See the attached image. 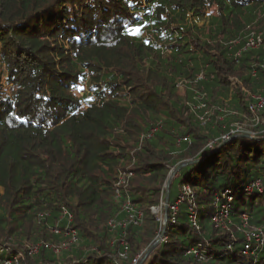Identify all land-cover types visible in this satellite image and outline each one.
Wrapping results in <instances>:
<instances>
[{
	"label": "trees",
	"instance_id": "obj_1",
	"mask_svg": "<svg viewBox=\"0 0 264 264\" xmlns=\"http://www.w3.org/2000/svg\"><path fill=\"white\" fill-rule=\"evenodd\" d=\"M213 4L217 16L206 14ZM251 32L262 42L238 53ZM231 79L264 95V0H0V261L133 264L159 232L150 207L164 201L169 171L200 159L173 177L169 203L182 184L192 195L142 264H264V243L244 255L238 230L245 214L264 232V125L246 124L256 138L207 147L229 130L216 117ZM195 92L213 113L204 124L190 107ZM238 98L247 113L248 94ZM154 125L153 137L140 138ZM186 136L190 144L177 142ZM129 172L122 198L143 221L127 228L123 259L107 222L123 217L114 189ZM224 194L229 230L211 221ZM191 198L198 229L187 216ZM67 226L78 241L61 255L23 250L62 242L54 231Z\"/></svg>",
	"mask_w": 264,
	"mask_h": 264
},
{
	"label": "built area",
	"instance_id": "obj_2",
	"mask_svg": "<svg viewBox=\"0 0 264 264\" xmlns=\"http://www.w3.org/2000/svg\"><path fill=\"white\" fill-rule=\"evenodd\" d=\"M262 42V32H251L243 46L242 49L238 53H241L244 50L256 48L259 46V44ZM198 78H201L199 76ZM231 84L233 87L239 88L241 97H245V94H248L249 101L247 103V113L242 114V118H247L250 116V122L251 123H260V114L264 111V95L261 94H252L246 92L240 85L236 84L235 80L231 79ZM201 100L202 97H199ZM200 106H203V104H200ZM245 122L243 123H236L231 126V128L225 132L222 133L219 137L209 140L207 143V147L210 149H213L214 146L221 142L225 141L228 142L231 139V136L235 133L246 131V129L243 127L245 126ZM159 129V125H154L153 127L149 128L145 133L141 135V138L143 139H149L153 137L155 132ZM252 132V131H251ZM254 133V132H253ZM178 143L186 142L187 144H190L191 140L189 137H182L177 140ZM131 175V172L125 174L119 173L117 176V180L115 182V189H114V200L119 203V211L123 214V217L121 218H112L109 219L107 222V229L110 232H118V240L121 247V252L119 253V256L121 258H126L127 253L129 250V245L126 240V230L129 226H140L143 221V212L138 209L129 198H122V188L126 184V178ZM259 182L255 183V186L257 187ZM192 191L189 185L182 184L177 189V195L175 200L172 203H168L167 205V223H174L176 219V215L178 212L179 206L185 202V200L188 197H191ZM225 200L219 205L218 199H215V205H217V211L214 213L212 217V223L215 228L222 229V230H229V209H230V203L232 201V197L228 195H223ZM190 204L187 208V216L191 223V225L198 229V223L195 211L193 209L194 202H192V198L189 200ZM163 201H160L158 205H153L150 207V212L153 214V217H155V220L159 223V232L156 235V238L160 235V230L162 229V225L164 223V215H163ZM62 216H67L68 221L71 220V215L68 214L65 210L62 212ZM241 220L243 221V224L240 228H238L239 231L243 233V241H242V253L244 255L253 252L252 249V242H254L256 245H262L264 243V232L261 228L258 227H248L246 225V215H241ZM59 229H56L54 232L57 233ZM118 230V231H117ZM60 231V230H59ZM61 234V233H60ZM63 240L60 243H53L48 241H38V242H29L25 245V253L27 256H34L38 254L42 249L50 252H61L62 249H68L70 246L75 244L78 241V234L77 230L71 226H67L63 232ZM165 236L163 235L160 238V241L165 240ZM159 241V242H160ZM115 241H111L110 245L113 246ZM191 253H196L195 250H191ZM21 256V254H20ZM142 257V253L138 254L136 258L133 260V264L137 263V260ZM0 263L8 264L10 261H0Z\"/></svg>",
	"mask_w": 264,
	"mask_h": 264
},
{
	"label": "rangeland",
	"instance_id": "obj_3",
	"mask_svg": "<svg viewBox=\"0 0 264 264\" xmlns=\"http://www.w3.org/2000/svg\"><path fill=\"white\" fill-rule=\"evenodd\" d=\"M206 14L207 15H213V16H217L218 14H217V11H216V6L213 4L207 11H206ZM196 21H197V23H198V25L199 26H201L202 24H203V20L202 19H196ZM248 36H249V34L247 35V37H246V40H247V38H248ZM246 42V41H245ZM79 89H81V87L79 88ZM236 91V92H235ZM181 92L183 93V89L181 90ZM238 92H240V90H239V88H237L236 89V87H233L232 88V90L230 91H228V94H227V98L224 100L225 101V107L226 108H224V109H217V108H215V109H217V112H218V116L216 117V119H217V121L218 122H223V123H226V124H229L230 125V127H229V129L231 128V126L233 125V124H236V123H240V122H238V115H235V114H239V117L242 115V114H240L239 112H238V110H237V107H236V105H235V102H237V101H239V98L238 97H241L240 96V94L238 93ZM254 94H259V93H254ZM246 95V94H245ZM262 95V94H261ZM196 99H194V98ZM199 97H202V93H200V92H195V94H193V96L191 97L192 98V100H189L190 102H192L191 104H190V107H191V109H193V110H200L201 111V113H202V115H203V117H200V121L202 122V124H204V121H207V122H209L210 120H211V117L209 118V117H205V115L206 114H208V115H210L211 113H212V111L210 110H208V108L203 104V100L201 99H199ZM233 97V98H232ZM248 103V102H247ZM195 104V105H194ZM200 104H203V106H200ZM213 114V113H212ZM242 117V116H241ZM260 118V124H263L264 125V116L263 115H261L260 114V116H259ZM241 123H243V122H241ZM249 123H251L250 122V120L249 121H246L245 122V126H243L245 129H246V131H250V130H248V127L246 126V124H249ZM147 131V130H146ZM146 131H143L141 134H140V138H141V135L143 134V133H145ZM225 133V132H224ZM221 135V134H220ZM219 135V136H220ZM213 140V139H212ZM208 143V142H207ZM181 180V177L180 176H178L177 178H175V180L173 181V184H172V187H171V190L174 192V191H176V189H177V184H178V182ZM172 183V182H171ZM154 219H155V217H154ZM118 231V230H117ZM63 232V230H58V232L57 233H62ZM155 238H156V236H155ZM154 238V239H155ZM118 242V240H115V242ZM26 245V244H25ZM74 245V244H73ZM71 247V246H70ZM69 247V248H70ZM68 248V249H69ZM25 249V248H24ZM23 249V250H24ZM68 249H62V251L61 252H53V254L54 255H61L62 253H64V252H66ZM52 253V252H51ZM0 264H3V263H0Z\"/></svg>",
	"mask_w": 264,
	"mask_h": 264
},
{
	"label": "water",
	"instance_id": "obj_4",
	"mask_svg": "<svg viewBox=\"0 0 264 264\" xmlns=\"http://www.w3.org/2000/svg\"><path fill=\"white\" fill-rule=\"evenodd\" d=\"M236 137H246V138H256V135L251 132V131H243V132H239V133H235L231 136V139L236 138ZM226 142L225 141H221L218 143L217 145V149L221 146H223ZM201 160H185V161H181L175 168H173L172 170L169 171L165 184H164V206H163V215H164V223L162 225V229L160 232V235L158 238H155L153 240V242L149 245V247L144 251L142 257L140 258L139 262L137 264H142V262L148 257V255L151 253V251L158 246L160 238L164 235L165 232V227L167 224V205L169 203V190H170V186H171V182L173 177L176 175V173L179 171L180 168H182L185 165H190L193 163H198Z\"/></svg>",
	"mask_w": 264,
	"mask_h": 264
},
{
	"label": "snow or ice",
	"instance_id": "obj_5",
	"mask_svg": "<svg viewBox=\"0 0 264 264\" xmlns=\"http://www.w3.org/2000/svg\"><path fill=\"white\" fill-rule=\"evenodd\" d=\"M130 32H139V28H132V29H129Z\"/></svg>",
	"mask_w": 264,
	"mask_h": 264
}]
</instances>
